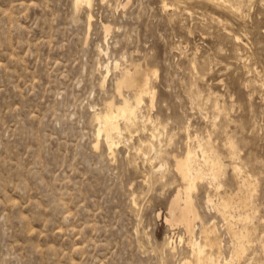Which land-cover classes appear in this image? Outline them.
Here are the masks:
<instances>
[{"label": "rangeland", "instance_id": "374dc122", "mask_svg": "<svg viewBox=\"0 0 264 264\" xmlns=\"http://www.w3.org/2000/svg\"><path fill=\"white\" fill-rule=\"evenodd\" d=\"M77 1L0 0V264L195 263L208 238L264 264V0ZM146 80L111 154L96 116ZM189 150L192 233L171 212Z\"/></svg>", "mask_w": 264, "mask_h": 264}, {"label": "bare ground", "instance_id": "6f19581e", "mask_svg": "<svg viewBox=\"0 0 264 264\" xmlns=\"http://www.w3.org/2000/svg\"><path fill=\"white\" fill-rule=\"evenodd\" d=\"M77 2H78V4L81 2H85L83 4L90 5L92 0H78ZM126 79H127V77H126ZM125 83H124V85H125ZM122 84L123 83H120V86ZM130 84H128V85H130ZM149 84H150L149 80H146L142 86H139V92H138L139 94L136 96L135 105L133 103H131L129 100H124L122 106L116 107L115 105L110 104V105H108V109L104 114H99L96 116V121L99 122V124H100V128L98 131V138L103 137L102 139H104L103 141H105V144L108 147L109 152H111V154H113V151H114L115 147L117 146V144H120V141H118V139L121 140V138L124 134L123 129L121 128V125H120V121H123L124 123L123 122L122 123L125 124L124 126L127 129H129V127H131L133 124H135L139 120V108L142 104L143 97L153 94L152 89L150 88ZM130 88H132V87L130 86ZM120 91H122V90H120ZM150 98H151V102H152V96ZM209 146H210V144H209ZM211 147H213V146L211 145ZM203 148H204L203 150L201 149L202 158H203L202 161L208 162V160L211 159L213 156L211 154V158L209 156H208L209 158H207V155L204 152L205 147H203ZM211 152L212 151H210V153ZM207 153L209 154V151H207ZM217 163L219 164V162H217ZM210 164H212V162ZM202 165H204V164H202ZM202 165L200 164V161L197 159L196 154L193 150H189L183 159L176 160V170L179 173V175L181 176L183 183L186 184V189L184 190V193H183L184 196L183 197L181 195V192H179L178 195L176 196V198L174 199V201L172 202L171 212L174 214V216L172 217L173 222H175V224L182 225L185 228L186 232H188V233L193 232V226H194V223L197 219V215H196L194 208L192 206L191 193L196 187V181L202 180L206 176V174H204V172L202 170L203 167L201 168ZM213 165H215V164L213 163ZM217 169L214 172H216ZM220 169L221 168H219V170ZM236 170H238V168ZM217 172H219V171H217ZM210 174H211V172H210ZM214 176L215 177H213V176L212 177L215 180L216 175L214 174ZM214 180H212V181H214ZM222 208L224 210H226L228 208V204L223 203ZM175 224H173V225H175ZM205 234H207V233H205ZM214 245H216V242L211 238H208L206 240V244H204V245L193 242L192 243V248H193L192 255L195 258V263H192L191 261H186V262H184V264H218L213 257H211L210 255H209L210 257L206 256V253H205V247H207V246L212 247ZM238 256H239V253H238Z\"/></svg>", "mask_w": 264, "mask_h": 264}]
</instances>
